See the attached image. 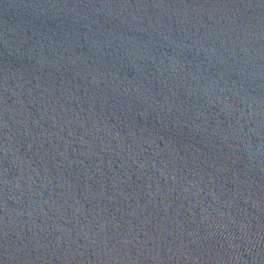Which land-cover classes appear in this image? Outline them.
Masks as SVG:
<instances>
[{
	"label": "water",
	"instance_id": "95a60500",
	"mask_svg": "<svg viewBox=\"0 0 264 264\" xmlns=\"http://www.w3.org/2000/svg\"><path fill=\"white\" fill-rule=\"evenodd\" d=\"M0 264H264V0H0Z\"/></svg>",
	"mask_w": 264,
	"mask_h": 264
}]
</instances>
